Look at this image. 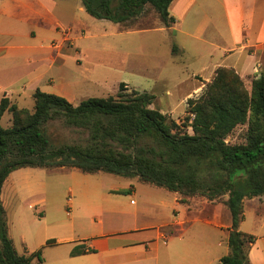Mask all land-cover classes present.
Returning a JSON list of instances; mask_svg holds the SVG:
<instances>
[{"label": "crops", "instance_id": "obj_1", "mask_svg": "<svg viewBox=\"0 0 264 264\" xmlns=\"http://www.w3.org/2000/svg\"><path fill=\"white\" fill-rule=\"evenodd\" d=\"M168 12L174 22L169 27H159L161 30L191 38L196 49L204 51L210 60L215 53L219 56V60L194 71L201 77L202 87L218 66L233 68L245 79L264 71V0H172ZM84 13L80 0H0V64L6 73H15L22 81L20 94L25 93L28 84H32L33 93L41 84L53 83L49 72L62 67L65 54L49 42L61 40L60 27H68L70 34L83 26L77 17ZM4 18L26 26V32L20 35L22 41H17L19 35L14 32L1 30ZM54 30L57 37L46 36L42 41ZM37 36L41 38L34 42ZM177 45L185 52L184 45ZM3 96L12 100L6 92L0 99ZM48 170L16 169L6 177L0 193L8 235L16 251L28 255L42 248V261L34 259V264H216L228 253L231 215L223 202L200 196L187 197L182 202L178 192L137 178H133L135 184L103 187L96 176L104 172L84 173L76 168L69 172L73 173L78 198L72 196L69 201L78 199L76 205L83 213L70 218L69 233L49 230L43 211L34 217L35 228L28 236L22 228L20 233H13L10 208L13 204L17 208L25 197H36L33 202L42 207ZM124 192L139 196V202L125 201L128 196ZM253 202L255 219L264 217V211L258 210L264 206V196L245 197L244 217L238 228L246 233H254L244 226L246 203ZM48 239L54 242L47 244ZM74 247L85 252L71 255ZM248 257L250 264H264V233L252 244Z\"/></svg>", "mask_w": 264, "mask_h": 264}, {"label": "trees", "instance_id": "obj_2", "mask_svg": "<svg viewBox=\"0 0 264 264\" xmlns=\"http://www.w3.org/2000/svg\"><path fill=\"white\" fill-rule=\"evenodd\" d=\"M171 1L80 0L87 14L113 23L135 19L149 5L166 27L174 22L168 12ZM32 99L29 115L8 97L0 99V119L6 110L13 117L10 127L0 124V193L4 180L16 169L60 167L137 178L178 192L182 202L193 196L220 202L227 196L222 202L231 215L228 253L216 264H250L249 249L256 237L238 226L244 217L242 200L264 196L263 70L251 80L248 92L233 68L218 67L201 94L187 99L192 114L188 124L152 107L153 94L127 90L124 82L115 95L87 97L75 105L39 88ZM54 121L85 132V143L54 145L46 133L47 124ZM239 124L248 126L246 141L227 142ZM84 252L74 247L71 255ZM34 259L42 261V248L28 255L16 251L0 199V264H34Z\"/></svg>", "mask_w": 264, "mask_h": 264}, {"label": "rangeland", "instance_id": "obj_3", "mask_svg": "<svg viewBox=\"0 0 264 264\" xmlns=\"http://www.w3.org/2000/svg\"><path fill=\"white\" fill-rule=\"evenodd\" d=\"M68 1L74 2V0ZM77 19L83 26L74 32L72 30L70 34L68 27H60L58 29L62 33L61 40L53 39L49 42L50 46L60 50L65 56L62 67L52 68L49 72L53 76V83L41 84L39 86L41 91L63 96L75 105L87 97L115 95L120 82H124L127 90L135 89L153 94L152 107H156L177 123L188 124L187 117H192V114L188 112L187 99L198 97L205 85L204 82L202 87L201 77L193 73L208 62L219 60L217 53L213 54L210 60L204 51L196 49L191 38L180 33L172 36V32L168 33L165 28L161 30L159 27L163 25L159 16L149 5L137 18L124 23L97 19L87 13ZM2 21L1 30L14 32L15 35H19L17 41L23 40L20 35L26 32V26L22 22L11 18H4ZM46 36L57 37L58 34L55 30L54 33L48 32L42 41H46ZM40 38L41 36H37L34 42ZM177 44L184 45L185 52ZM172 47L175 50L172 51ZM4 68L5 66L0 64V96L6 92V95L8 94L13 100L10 102L15 103L19 108H24L26 115H29L33 112L32 84H26L25 93L20 94L23 89L22 81L17 80L15 73H6ZM251 80L242 78L248 92H250ZM199 86L201 88H198ZM0 124L3 127H10L13 124L12 113L4 111ZM46 128V133L54 145L84 144L87 138L85 132L63 126L59 121L49 122ZM247 128V124L237 125L226 137V141L245 142ZM185 129L192 133L189 126ZM48 169L45 178L44 205L39 207L34 203L36 197H25L19 204L17 203V208L16 205L13 206L14 204L10 208L9 220L13 233H20L22 228L28 236L35 228L34 217L41 215L40 211L45 215L44 221L49 230L54 229L59 232L66 230L64 233H69L70 218H78L83 213L76 205L77 186L74 185L73 173L69 172L71 169L60 167ZM96 177L103 187L135 182L133 178L120 177L107 172L100 173ZM124 194L128 196L125 201L132 199L139 202V196L129 195L128 192ZM72 196L76 198L70 202ZM253 206L256 208L255 202L246 203L244 226L252 229L254 233L251 234L257 239L261 233H264V225H260L264 217L260 221L256 220ZM258 210L264 211V206Z\"/></svg>", "mask_w": 264, "mask_h": 264}]
</instances>
